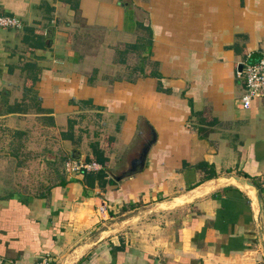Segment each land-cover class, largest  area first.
Returning a JSON list of instances; mask_svg holds the SVG:
<instances>
[{
  "label": "crops",
  "instance_id": "1",
  "mask_svg": "<svg viewBox=\"0 0 264 264\" xmlns=\"http://www.w3.org/2000/svg\"><path fill=\"white\" fill-rule=\"evenodd\" d=\"M130 4L0 0V11L20 19L21 31L43 27L44 50L24 54L19 70L24 83L36 76L23 86L35 95L44 127L75 144L86 126L99 139L82 158L96 148L105 173L92 187L81 174H69L34 194L0 193L2 264H35L43 257L50 264H264L257 229L264 225V94L241 108L238 69L264 57V0ZM128 6L143 13L149 45L143 34L126 43H136L131 67L129 54L110 62L94 55L86 59L91 72L81 71L85 57L71 48L74 17L123 39L131 28L132 16L123 18ZM9 31L0 30V78L12 71L3 63L18 58ZM61 40L65 51L48 50ZM113 66L121 74L110 77ZM149 71L159 78L147 77ZM150 128L155 141L142 170L118 181L109 177L118 152L126 154L120 176ZM245 181L260 194V212ZM180 195L185 199L171 200Z\"/></svg>",
  "mask_w": 264,
  "mask_h": 264
},
{
  "label": "rangeland",
  "instance_id": "2",
  "mask_svg": "<svg viewBox=\"0 0 264 264\" xmlns=\"http://www.w3.org/2000/svg\"><path fill=\"white\" fill-rule=\"evenodd\" d=\"M118 1L120 4L123 2L130 4L132 2V0ZM0 14L3 13L0 11ZM130 15L132 16L134 23L132 19L128 18L131 22V28L128 29L127 34H130V36H126V34L123 36V39H120L118 35H115L118 32L108 33L104 27L99 24L89 26L85 19L79 18L78 16L74 17L73 21L75 29L73 32L74 35L71 48L73 51L79 53L80 57H85V61L80 68L81 71L86 73L91 72V65L86 59L88 57H93L94 55L100 57V59H103L104 57L107 62H110L114 57L121 58L123 56L125 57L126 54H129L127 55L126 68L134 65L136 53L135 51L128 49L127 45L130 44L126 43H130V41L135 42L136 37L140 39V37H138L139 34L145 36L143 29L135 24H142L141 21L143 20L144 15L134 9V7L130 10L128 6L126 7L125 12H123V18L130 17ZM39 26L40 27L35 26V29L21 31L23 28L22 23V28L20 30L9 31L12 39L10 44L16 43V45H18L13 47L18 58L12 61L7 60L6 63H3V66H8L10 64L9 67L12 71L5 72L7 75H3V77L0 78V193L14 190V192L34 194L38 190H42L44 187L56 182L61 175L79 174V171L74 173L66 171L65 169V162L73 160L70 157L69 151L77 150L80 155L78 159L74 161L81 162L83 161L82 157L89 152L91 148L90 146L94 143L93 140L99 139V137L88 135L87 127L85 126L81 129L84 133L80 132L79 142L75 144L68 142L64 143L62 141L63 139H60V132L57 134L54 130L46 129L44 127L43 122L40 120L43 116L39 115L37 101L33 92L28 90L24 91V86L27 85V83L28 85L30 84L28 82L30 74L27 77L28 81L24 83V75L19 69H21V65L24 63V54L32 52L33 48H31V46L35 43L37 35H40L43 32L42 25ZM58 26H61L60 23ZM58 31L62 30L59 29ZM64 46L65 45L61 40L57 43L56 47L48 50L59 53L60 51H65ZM100 64L102 66L104 65L103 60H101ZM149 65L150 67L148 68L151 69L152 66L151 64ZM114 66L113 68L115 70H109L108 72L110 77L114 73L121 74L120 68ZM124 66L126 65L124 64L123 68ZM13 69H16L14 74H12ZM1 74H4V72ZM35 74L36 73L33 70L32 75ZM33 78L34 77L31 79ZM8 108H11L12 112H17L20 115L12 116L15 117V120H7L6 117L1 118V116L8 114ZM85 114H87V112H85ZM90 131L97 130L93 127ZM143 131L144 135H146V130L143 129ZM97 133L102 134L103 132L97 131ZM146 137L148 138V135H146ZM125 155L124 152H118L116 161L109 169V177H112V175L118 176V172L125 160Z\"/></svg>",
  "mask_w": 264,
  "mask_h": 264
},
{
  "label": "built area",
  "instance_id": "3",
  "mask_svg": "<svg viewBox=\"0 0 264 264\" xmlns=\"http://www.w3.org/2000/svg\"><path fill=\"white\" fill-rule=\"evenodd\" d=\"M22 28V22L15 16L8 14H0V30H20ZM240 73L242 74L244 83V93L241 96L239 102L243 109H248L251 100L260 97L264 94V57H259L253 61H244L240 67ZM76 161V160H75ZM69 160L65 162L64 166L66 171L79 173L84 171L86 173L96 172L100 169V166L94 162L85 163L84 161ZM264 186V180H263ZM0 259V264H2ZM35 264H50L48 258L43 257L36 261Z\"/></svg>",
  "mask_w": 264,
  "mask_h": 264
},
{
  "label": "trees",
  "instance_id": "4",
  "mask_svg": "<svg viewBox=\"0 0 264 264\" xmlns=\"http://www.w3.org/2000/svg\"><path fill=\"white\" fill-rule=\"evenodd\" d=\"M137 26L143 29V32H144L145 36L143 38H141V39L144 40L145 46H148L149 43H150V36H151L150 29L148 27H146V26L145 27L142 26V24H140V23H137ZM41 38H42V34L37 35L35 43L31 46V48H33L32 51L44 50V43L41 40ZM137 40H139V39H137ZM127 48L131 49V50H135L136 49V43L127 45ZM151 64L156 66L155 63H151ZM34 65L35 64L27 63V64H25V67L29 68V69L30 68L33 69ZM37 70H38V68H37ZM146 76L147 77H154V78H157V79L159 78L157 73L156 72H152V71L147 72ZM28 79L31 80V81H34V80H36V77H34L33 79H31V78H28ZM8 113H12L11 108L10 109L8 108ZM83 161L85 163L94 162V163H96V164H98L100 166V169L98 171H96L95 173H86L84 171H81L79 173V174L82 175V179H83L84 183L88 187H92L94 182H96L97 185L102 184V180H103V178L105 176V173H104V171L102 169V165H103V162H104V158H102V153L99 150H97L96 148H94L91 151V156L90 157H85V159ZM209 176H212V175H208L207 177H209Z\"/></svg>",
  "mask_w": 264,
  "mask_h": 264
},
{
  "label": "water",
  "instance_id": "5",
  "mask_svg": "<svg viewBox=\"0 0 264 264\" xmlns=\"http://www.w3.org/2000/svg\"><path fill=\"white\" fill-rule=\"evenodd\" d=\"M52 31H53V29L51 27H49L46 30L45 35H46L48 40H50L52 37ZM239 68L240 67H238V69ZM154 141H155V134H154L153 130L150 128L149 129V138L142 144L141 148L139 149L137 156L130 161L129 168L125 172H123L120 176L114 178L115 181H118L124 177L131 176V175H133L137 172H140L142 170L147 151H148L149 147L151 146V144H153ZM69 154H70L71 159H74V160L78 159V152L76 150L69 151ZM233 180L235 181V183H239L238 179L233 178ZM243 185L251 188L252 193H253V198L256 201V206H257L258 212H260L262 210L261 203H260V194L256 190L255 186L248 181L243 182ZM185 197H186V195H180V196H176V197L172 198L171 200H175V199L181 200V199H185ZM257 229L260 232V234L264 237V225L258 226ZM262 243H263L262 244V250H263V257H264V239H263Z\"/></svg>",
  "mask_w": 264,
  "mask_h": 264
},
{
  "label": "flooded vegetation",
  "instance_id": "6",
  "mask_svg": "<svg viewBox=\"0 0 264 264\" xmlns=\"http://www.w3.org/2000/svg\"><path fill=\"white\" fill-rule=\"evenodd\" d=\"M139 152V151H138ZM138 154V153H137ZM137 156V155H136ZM129 165H130V161H129ZM129 165L128 166H126V165H124V170L122 171V173L124 172V171H126L128 168H129ZM122 173H120V174H122ZM114 178H116L115 176H113V179Z\"/></svg>",
  "mask_w": 264,
  "mask_h": 264
},
{
  "label": "bare ground",
  "instance_id": "7",
  "mask_svg": "<svg viewBox=\"0 0 264 264\" xmlns=\"http://www.w3.org/2000/svg\"><path fill=\"white\" fill-rule=\"evenodd\" d=\"M238 186V185H237ZM241 187V186H240ZM242 187L243 188H245L246 190H248L251 194H252V196H253V193H252V190H251V188H249V187H246V186H244V185H242Z\"/></svg>",
  "mask_w": 264,
  "mask_h": 264
}]
</instances>
